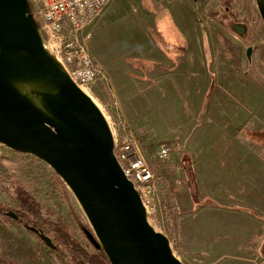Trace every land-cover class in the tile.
<instances>
[{
  "label": "rangeland",
  "instance_id": "obj_1",
  "mask_svg": "<svg viewBox=\"0 0 264 264\" xmlns=\"http://www.w3.org/2000/svg\"><path fill=\"white\" fill-rule=\"evenodd\" d=\"M142 1L113 0L92 28L90 49L105 71L93 91L109 123L118 128L125 121L117 114L124 117L150 157L162 144L174 146L171 163L152 159L159 202L151 222L184 264H264V84L258 80L264 79V23L256 1ZM165 17L178 22L186 44L174 59L160 29ZM232 23L247 24L249 35H235ZM187 56L193 60L188 68ZM247 156L252 164L240 162ZM243 165L252 166V174L241 171ZM185 187L189 202L179 208ZM18 188L44 217L67 221L77 240L95 249L81 228L90 230L83 210L55 171L0 145V202L24 209ZM241 212L258 224L242 226L235 218ZM0 258L70 264L10 217L0 219Z\"/></svg>",
  "mask_w": 264,
  "mask_h": 264
},
{
  "label": "water",
  "instance_id": "obj_2",
  "mask_svg": "<svg viewBox=\"0 0 264 264\" xmlns=\"http://www.w3.org/2000/svg\"><path fill=\"white\" fill-rule=\"evenodd\" d=\"M255 1L264 23V0ZM231 31L245 39L250 28L232 23ZM44 39L30 0H0V145L55 171L88 220L87 239L110 264H184L126 176L104 112ZM254 52V46L246 51L251 66ZM31 229L57 249L51 237Z\"/></svg>",
  "mask_w": 264,
  "mask_h": 264
},
{
  "label": "built area",
  "instance_id": "obj_3",
  "mask_svg": "<svg viewBox=\"0 0 264 264\" xmlns=\"http://www.w3.org/2000/svg\"><path fill=\"white\" fill-rule=\"evenodd\" d=\"M113 0H30L39 19L44 38L49 36L73 80L95 101L94 85L105 79V71L90 49L93 26ZM101 108V106H100ZM103 111V109H102ZM105 114V112H104ZM107 117V115L105 114ZM109 118L107 117V120ZM109 121V120H108ZM115 138V153L124 172L135 184L149 215L159 202L158 177L152 159L173 161L174 146L162 144L148 156L138 134L125 122L110 123ZM180 166H177L178 171Z\"/></svg>",
  "mask_w": 264,
  "mask_h": 264
},
{
  "label": "trees",
  "instance_id": "obj_4",
  "mask_svg": "<svg viewBox=\"0 0 264 264\" xmlns=\"http://www.w3.org/2000/svg\"><path fill=\"white\" fill-rule=\"evenodd\" d=\"M162 34L167 43L171 42V34L169 28L160 25ZM258 80L264 84V79L258 77ZM18 199L24 201V209L16 210L9 205L0 202V219L8 218L7 213L16 212L19 219L17 223L27 228L34 236L40 241L39 236L31 229L34 228L38 231L43 232L47 236H52L57 242V250L65 253L66 257L70 261V264H110L106 254L101 250L93 251L83 246L77 238L74 236L71 225L65 220L54 221L52 218H46L42 214L41 210L37 207L34 200H31L29 196L20 188L17 190ZM83 230L85 226H81ZM41 243H43L41 241ZM44 244V243H43ZM91 246V244H89ZM0 264H20L15 261H8L0 258Z\"/></svg>",
  "mask_w": 264,
  "mask_h": 264
},
{
  "label": "crops",
  "instance_id": "obj_5",
  "mask_svg": "<svg viewBox=\"0 0 264 264\" xmlns=\"http://www.w3.org/2000/svg\"><path fill=\"white\" fill-rule=\"evenodd\" d=\"M140 2H141V4H142V6H143V1L142 0H140ZM169 23V25H168V27L170 28V30H172L173 32H172V34H171V32H170V34H171V42L170 43H168V44H170V47H169V49H170V56H171V58H176L178 55H181L182 53H183V51H184V48L186 47V44L184 43V41L180 38V36L178 35L179 34V30H178V26H179V24H178V22H176L177 24H175V22L174 21H172V19H171V17H165V18H163L162 19V21L160 22V25H163L164 26V23ZM167 23V24H168ZM105 25V23H103V26ZM179 38L180 40H181V44H180V46H178L177 44V46L176 45H172V43L174 42V39L175 38ZM174 44V43H173ZM191 51V50H190ZM189 51V52H190ZM191 64H193V60H192V58L191 57H189V56H187V58H186V67L188 68V66L189 65H191ZM188 82H194V76L193 75H190L189 76V80H187ZM117 106H118V109H120L119 108V104L117 103ZM117 115H119V117H121V118H123V120L125 121V123L127 122V120L124 118V117H122L120 114H117ZM128 123V122H127ZM250 157L251 156H247V157H245L246 158V160H241L240 162L241 163H249V164H252V160L250 159ZM157 164H159V163H157ZM160 166V165H159ZM161 167V166H160ZM251 168H252V166L251 167H248L247 165H243V166H241V171L243 170V172L244 171H246L247 169H249V173L250 174H252V170H251ZM248 173V172H247ZM242 176V175H241ZM169 183V182H168ZM173 189L174 190V192H176V188L174 187V186H172V185H167L166 186V189ZM181 191H183V193H182V199H181V201L179 202V203H175V205L177 206V207H181L185 202L187 203V202H189V200H188V198H189V194H188V192H187V190H186V187L185 188H181ZM175 194H177V193H175ZM184 199H185V202H184ZM194 202V204H196L195 203V201H193ZM192 203V202H191ZM188 206H190V205H188ZM191 207H193V204L191 205ZM253 207V206H252ZM253 210H254V208H252ZM210 213V212H209ZM210 218H212L211 217V215L209 216V219ZM235 218H238V219H240V220H242V226H245V224H246V221L247 222H249V223H253L254 225H257L258 224V222H257V220H253V218L251 217V216H249V214H244L243 212H241V213H236L235 214ZM174 223V222H173ZM249 235V234H248ZM251 235V234H250ZM257 236V235H256ZM264 241V240H263ZM264 243V242H263ZM264 246V245H263ZM262 246V247H263Z\"/></svg>",
  "mask_w": 264,
  "mask_h": 264
},
{
  "label": "bare ground",
  "instance_id": "obj_6",
  "mask_svg": "<svg viewBox=\"0 0 264 264\" xmlns=\"http://www.w3.org/2000/svg\"><path fill=\"white\" fill-rule=\"evenodd\" d=\"M44 44H45V48L47 49V51L52 54L55 55L56 54V50L55 47L53 45L52 40L49 38V36L45 35V39H44ZM85 92L87 90H84ZM88 92V91H87ZM88 94V93H87ZM95 102L99 105V103L95 100ZM100 106V105H99Z\"/></svg>",
  "mask_w": 264,
  "mask_h": 264
},
{
  "label": "flooded vegetation",
  "instance_id": "obj_7",
  "mask_svg": "<svg viewBox=\"0 0 264 264\" xmlns=\"http://www.w3.org/2000/svg\"><path fill=\"white\" fill-rule=\"evenodd\" d=\"M255 51H256V50H255ZM254 53H255V52H254ZM49 237H51V238H52V236H49ZM54 242H55V243H57V242H56V240H54Z\"/></svg>",
  "mask_w": 264,
  "mask_h": 264
}]
</instances>
